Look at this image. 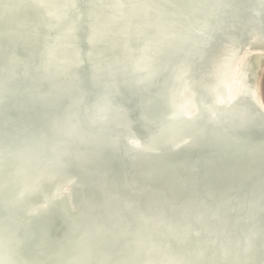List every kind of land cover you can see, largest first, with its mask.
Instances as JSON below:
<instances>
[{
	"label": "clouds",
	"instance_id": "1",
	"mask_svg": "<svg viewBox=\"0 0 264 264\" xmlns=\"http://www.w3.org/2000/svg\"><path fill=\"white\" fill-rule=\"evenodd\" d=\"M157 7L171 27L94 22L81 39L87 54L60 68L42 29L58 10L71 38L76 4L0 0V109H40L35 119L0 120V264H264V140L249 135L264 131V97L242 91L217 104L222 58L201 68L217 33L242 39L233 20L264 18V0ZM193 9L206 20L203 33L185 29L182 13ZM21 44L25 57L15 51ZM185 81L197 111L171 119L172 94ZM203 149L208 155L190 156ZM109 158L123 165L121 179L110 178ZM218 158L247 161L245 175L256 177L248 191L202 183ZM165 177L167 190L159 187ZM86 184L100 199L77 203Z\"/></svg>",
	"mask_w": 264,
	"mask_h": 264
},
{
	"label": "water",
	"instance_id": "2",
	"mask_svg": "<svg viewBox=\"0 0 264 264\" xmlns=\"http://www.w3.org/2000/svg\"><path fill=\"white\" fill-rule=\"evenodd\" d=\"M86 3V0H82ZM62 2V0H61ZM70 2H75V0H70ZM152 2V1H151ZM144 13H147V10L144 9ZM34 15V14H33ZM55 20L53 23L48 24L47 27L42 29V32H50V31H57L59 27H61L60 17L62 13L58 10H53L51 13ZM77 15H79L80 20L77 24V31L78 29L83 26L87 18L80 14H71L72 19H76ZM35 19V18H34ZM93 22V21H92ZM150 23L154 26H158L161 24V20L159 17H154L150 20ZM194 30L190 33H203L206 30L207 24L206 20L202 18L200 22L192 21ZM232 30L236 31L239 30L240 37L242 38L239 41H235L232 43L231 40L235 38H230L229 33L225 31H221L217 33L213 41L209 44L206 49L204 60L201 64V68L206 70L213 62H215L218 58H222V64L219 69L218 73V80L219 85L216 89V103L217 104H225L231 103L233 100L236 99L237 94L242 91H249L252 90L253 94L257 92L258 86V79L255 68L254 60H249L246 63H242L241 59L244 52L248 49H258L264 47V18H258L255 22H250L247 18L238 17L232 21ZM57 46L53 47L52 43L50 42V50H49V57L53 61L54 65L63 68L69 67L71 62H77V57L81 58L87 54L82 47L80 39L77 37V33L72 34V37L69 38L67 31L64 34L57 36ZM0 43H6V41L0 40ZM74 50L76 52L75 59L72 60L71 58L66 55L65 51ZM17 55L20 57H25L27 54L19 48H15ZM85 53V54H84ZM80 54H84L80 55ZM182 79V76L180 77ZM223 87L226 95L222 94L219 91V88ZM233 90H236L234 98H231ZM193 94L191 93V89L188 86L187 81L184 82V86L173 92L171 97V106L174 109L171 119H177L178 117H184L187 119H191L196 111V104L193 100ZM190 107V108H189ZM209 111L211 112L212 116H216V112L209 107ZM40 113V109L37 108L34 111L26 112L19 104L15 102H10L2 109H0V120L6 121H15L21 119H28L29 117L35 119L38 114ZM253 140H264V131L261 130H253L250 134ZM130 143L136 147H142L140 142L136 139H132ZM209 150L203 149L193 153H190L192 158H201L208 155ZM184 150H179L177 158L184 157ZM220 160H226V163L229 165L230 172L232 168L241 165H247V161L239 160L235 158H223L217 159L216 162ZM111 174L110 178H114L112 176V169L106 168ZM123 177V176H122ZM231 175H224L221 176L210 169H204L201 174V179L208 181V180H225L230 179ZM159 187L164 188L167 190L168 187V180L167 178H163L159 182ZM68 189H63V192H67ZM57 194H60L59 192ZM99 200L100 194L97 189L90 184H86L85 187L82 189L77 190L76 200L79 203L80 200ZM60 229V225L56 224L54 226V230Z\"/></svg>",
	"mask_w": 264,
	"mask_h": 264
},
{
	"label": "bare ground",
	"instance_id": "3",
	"mask_svg": "<svg viewBox=\"0 0 264 264\" xmlns=\"http://www.w3.org/2000/svg\"><path fill=\"white\" fill-rule=\"evenodd\" d=\"M152 1V2H151ZM76 9L73 10V14H80L87 18L88 21L83 26H81L77 31L78 39L83 38L85 33L90 31V25L92 23H98L107 28L117 27L122 30L128 29H139L143 30L149 27H162L169 28L172 26V20L169 18V13L160 10L157 5L160 0H86V3L82 0H75ZM170 3H183L184 0H169ZM144 9L147 10V13H144ZM185 17V29L188 33L194 30V26L192 21L200 22L202 20V16L198 9H193L190 13H182ZM159 17L161 20V24L158 26H154L150 23L152 18ZM31 20H35V14H30L29 17ZM23 20L24 17H21ZM93 21V22H92ZM61 27L57 31L44 32V35H47L51 40L53 47L57 46V36L64 34L66 30L63 29V24H60ZM16 48L21 49L28 55V51L24 48V46L18 45ZM66 55L72 60L75 59L76 52L74 50L65 51ZM85 54V53H84ZM84 54H80L83 55ZM77 61H80L81 58L77 57ZM249 60H254L255 68L257 69V79L258 86L257 91L259 89L260 95L262 97V78L264 74V47L258 49L248 48L241 59L242 63H246ZM74 63L71 62L69 67H71ZM256 91V92H257ZM236 90H233L231 98H234ZM190 108V107H189ZM181 157V156H178ZM106 168L112 169V176L114 179H121L125 169L121 162L115 158H109ZM247 165H239L232 168L230 172L229 165L226 163V160H220L215 163V166L209 168L214 173H217L221 176L231 175L230 179L225 180H208L205 181L201 179L202 183H212L217 190L225 191L229 188L234 189L237 192H246L253 185L256 180V177H248L245 175V170L247 169ZM54 229L55 225H51ZM175 247V246H174Z\"/></svg>",
	"mask_w": 264,
	"mask_h": 264
},
{
	"label": "rangeland",
	"instance_id": "4",
	"mask_svg": "<svg viewBox=\"0 0 264 264\" xmlns=\"http://www.w3.org/2000/svg\"><path fill=\"white\" fill-rule=\"evenodd\" d=\"M262 93H263V96H264V74H263V78H262Z\"/></svg>",
	"mask_w": 264,
	"mask_h": 264
}]
</instances>
